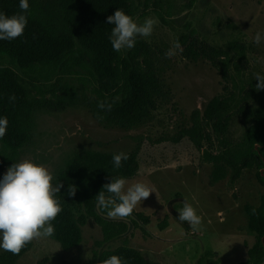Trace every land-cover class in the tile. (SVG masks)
<instances>
[{
    "label": "trees",
    "instance_id": "1",
    "mask_svg": "<svg viewBox=\"0 0 264 264\" xmlns=\"http://www.w3.org/2000/svg\"><path fill=\"white\" fill-rule=\"evenodd\" d=\"M28 2V23L23 35L11 41L0 40V117L8 119L6 134L0 138V175L16 163L20 151L30 142L32 117L38 110L58 111L81 105L105 129L132 130L150 123L162 103L169 100V91L161 79L163 63L153 55L149 44L136 41L123 55L122 51H114L109 41L114 26L107 23L108 16L119 8L134 17L139 7L145 11L150 3L155 7L157 1ZM19 11V0H0V12L10 16ZM158 18L163 25L171 23ZM199 35L185 24L178 38L185 47V57L193 61L206 59L230 84L231 91L213 98L203 113L193 111L190 125L177 131L169 141L178 144L186 139L192 144L201 154V161L212 167L210 186L227 178L233 185L243 171L256 170L258 183L264 188V100L253 107L258 81H248L250 74L243 79L239 60H243L244 47L238 42L212 47ZM13 94L14 102L9 100ZM101 101L112 104L111 110H100L97 105ZM98 113L103 119L98 118ZM237 119L245 129L241 140L233 139L230 133V126ZM137 155L138 147L119 169L113 166V154L86 152L72 157L53 182V186L63 185L56 194L62 211L51 222L55 232L48 238L62 250H72L81 244V228L89 221L101 230L98 248L126 235L129 225L107 219L106 211L97 208L96 196L100 191L108 195L103 186L111 177L134 178L139 170ZM70 186L76 188L74 197L68 195ZM244 214L246 231L255 242L247 251L246 262L241 264H264V197L257 208L245 206ZM132 215L134 226L149 221L141 213ZM30 247L29 242L19 254L3 251L0 264H16ZM112 255L126 264H157L125 244L94 252L87 264H101Z\"/></svg>",
    "mask_w": 264,
    "mask_h": 264
},
{
    "label": "rangeland",
    "instance_id": "2",
    "mask_svg": "<svg viewBox=\"0 0 264 264\" xmlns=\"http://www.w3.org/2000/svg\"><path fill=\"white\" fill-rule=\"evenodd\" d=\"M155 1V7L152 3L145 11L139 7L133 17L137 23L148 17L158 21L149 37L136 39L149 44L153 55L163 63L161 79L169 91L168 102L162 103L153 120L132 130L105 129L81 105L58 111L38 110L32 117V138L16 161L30 159L42 164L53 175V184L75 155L86 152L129 155L138 147L139 170L126 181L128 185L144 182L154 190L133 210L147 216L148 223L132 225L135 220L132 214L126 218L107 217L126 222L129 231L98 248L96 243L102 240V233L89 221L81 228L82 242L78 247L64 251L48 237L34 239L16 264H87L94 252L113 250L123 244L157 264L246 262L255 238L246 231L244 207L257 208L264 197L257 171H243L233 185L227 178L210 186L212 167L201 161V154L192 144L186 139L178 144L169 141L177 131L190 125L193 111L203 113L213 98L231 91L230 84L206 59L186 58L184 45L180 44L182 51L177 50L171 58L165 53L184 32L185 24H189L209 46L222 48L233 42L242 45L244 57L239 64L243 79L250 74L248 81H256L254 73L264 76V0H152ZM158 17L171 23L163 25ZM257 32L261 33L260 44L253 39ZM129 50L121 51L125 55ZM254 97L252 105L257 108L264 100L263 89H257ZM244 130L242 121L235 120L230 126L231 137L241 140ZM184 201L192 204L201 217L202 223L196 229L189 222L178 220ZM3 251L0 249V254Z\"/></svg>",
    "mask_w": 264,
    "mask_h": 264
},
{
    "label": "clouds",
    "instance_id": "3",
    "mask_svg": "<svg viewBox=\"0 0 264 264\" xmlns=\"http://www.w3.org/2000/svg\"><path fill=\"white\" fill-rule=\"evenodd\" d=\"M20 11L12 15L0 12V40L11 41L23 35L28 23V0H19ZM107 23L113 25L109 35V41L114 51L131 49L135 46L137 37H149L158 23L157 19L148 17L143 23L126 14L122 9H117L113 15L107 17ZM256 44L261 43V33L254 36ZM181 50V45L177 40L165 53L171 58L176 55V51ZM256 89H264V76L256 74ZM15 95L9 96V100L14 102ZM97 107L104 111H110L112 104L105 101L98 102ZM99 119H103L97 114ZM8 125L7 117H0V138L6 134ZM128 155L120 152L113 154V166L119 169L122 161H126ZM53 175L42 164H37L30 159H24L19 163L10 165L3 178L0 179V249L19 254L22 248L34 239L51 237L55 228L51 223L62 211L61 205L56 198L63 185L52 184ZM123 177H111L96 196L97 208L106 211L110 218H126L130 216L135 207L142 200L147 199L154 192L144 182H134L128 185ZM75 186H70L69 196H75ZM178 220L187 221L190 227L196 229L201 225V217L196 209L187 201L183 202V207L178 211ZM101 264H126L117 255L101 261Z\"/></svg>",
    "mask_w": 264,
    "mask_h": 264
}]
</instances>
